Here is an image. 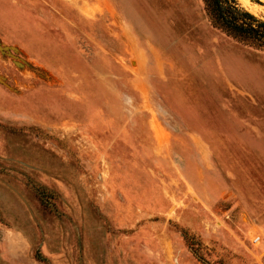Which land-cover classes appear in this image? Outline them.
<instances>
[{"label":"rangeland","instance_id":"374dc122","mask_svg":"<svg viewBox=\"0 0 264 264\" xmlns=\"http://www.w3.org/2000/svg\"><path fill=\"white\" fill-rule=\"evenodd\" d=\"M185 1L0 0V264H264V49Z\"/></svg>","mask_w":264,"mask_h":264},{"label":"trees","instance_id":"16d2710c","mask_svg":"<svg viewBox=\"0 0 264 264\" xmlns=\"http://www.w3.org/2000/svg\"><path fill=\"white\" fill-rule=\"evenodd\" d=\"M209 23L225 34L264 49V19L257 17L238 0H202Z\"/></svg>","mask_w":264,"mask_h":264},{"label":"crops","instance_id":"0c3cea01","mask_svg":"<svg viewBox=\"0 0 264 264\" xmlns=\"http://www.w3.org/2000/svg\"><path fill=\"white\" fill-rule=\"evenodd\" d=\"M186 4L187 3V1H185V0H160V2H158V4H162V8H161V10H163L164 12H167V11H169L170 10V7L171 8H174V9H182V5L183 4ZM172 6H174V7H172ZM176 15H179V16H176L177 17V19L178 20H180V18H185V19H187L188 18V15H184V14H180V13H177ZM183 15V16H182ZM175 17V18H176ZM163 20H164V22H165V27L166 28H168V27H173V26H176L175 25V23H174V21H172V22H169L167 19H166V17H163ZM171 23V24H170ZM168 26V27H167ZM186 26H188V25H186ZM185 26V27H186ZM159 28L161 27V26H158ZM178 35H179V32L177 33ZM212 40H214V42H215V45L213 46V49L214 50H218L219 49V47L221 46V44L220 43H218V41H217V37H214V38H212ZM156 50H163L162 48H156ZM219 51H224V55L222 54L221 56H222V59L223 60H225V61H229V56H230V52H231V49L228 47V48H224L223 46L221 47V49H219ZM260 71H262V68L261 69H259ZM257 74H258V72H257Z\"/></svg>","mask_w":264,"mask_h":264},{"label":"bare ground","instance_id":"6f19581e","mask_svg":"<svg viewBox=\"0 0 264 264\" xmlns=\"http://www.w3.org/2000/svg\"><path fill=\"white\" fill-rule=\"evenodd\" d=\"M244 5H246L250 12L255 13L257 11H262L264 13V6L260 3L253 2V0H240ZM264 3V0H258ZM20 62V61H19ZM1 78V77H0Z\"/></svg>","mask_w":264,"mask_h":264},{"label":"water","instance_id":"95a60500","mask_svg":"<svg viewBox=\"0 0 264 264\" xmlns=\"http://www.w3.org/2000/svg\"><path fill=\"white\" fill-rule=\"evenodd\" d=\"M14 51H16V47L14 45L6 44V43H3L2 41H0V52L4 53V54L11 55L13 61L15 63H19V61L14 58V54H13Z\"/></svg>","mask_w":264,"mask_h":264},{"label":"built area","instance_id":"2783aa9c","mask_svg":"<svg viewBox=\"0 0 264 264\" xmlns=\"http://www.w3.org/2000/svg\"><path fill=\"white\" fill-rule=\"evenodd\" d=\"M259 239V236L258 234H255L253 237H252V241L255 242Z\"/></svg>","mask_w":264,"mask_h":264}]
</instances>
